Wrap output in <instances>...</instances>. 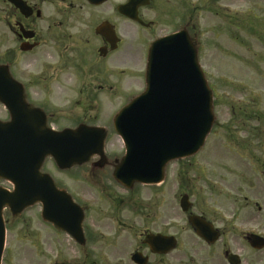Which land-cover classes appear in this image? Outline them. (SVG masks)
Returning <instances> with one entry per match:
<instances>
[{
    "label": "flooded vegetation",
    "instance_id": "af4514ba",
    "mask_svg": "<svg viewBox=\"0 0 264 264\" xmlns=\"http://www.w3.org/2000/svg\"><path fill=\"white\" fill-rule=\"evenodd\" d=\"M18 1L19 5L14 0H0V48L4 47L0 63L7 65L11 75L22 84L26 102L45 112L48 126L55 130L81 125L101 127L107 136L102 154L90 156L84 163L61 168L48 156L41 167V172L49 174L58 189L70 193L82 210V243L44 217L42 201L19 215L7 212V232L17 221L30 225L25 217L28 212L35 213L40 225L56 239L55 248L60 240L68 239L84 252L83 264H87L91 261V243L110 240L89 224L94 210L91 194L95 190L112 213L143 215L146 222L134 233L133 250L116 256L118 264H264V206L259 208L260 230L244 229L236 241L229 177L190 174L205 171L199 170L192 159L169 162L163 180L156 184L135 181L126 186L113 175L125 153L123 145L118 151L113 148L121 142L113 139L118 136L114 118L144 90L151 44L184 30L200 57L204 13L219 16L222 9L231 19V0L227 4L225 0ZM133 83L141 88L128 89ZM35 88L38 94L32 92ZM123 93L132 94L113 111L111 104H119L125 98ZM44 101L62 103L56 110L62 112L68 123L53 126L52 120L58 113L43 105ZM104 109L108 110L102 112ZM6 113L5 120L10 117L8 110ZM247 114L264 119L260 113ZM139 189L147 190V205L140 198ZM118 206H122L121 211ZM102 216L107 218V213L99 208V218ZM197 226L209 231L207 237L198 233ZM251 233L261 236L260 245ZM112 239L124 245L125 238L120 235ZM60 257L57 253L55 262Z\"/></svg>",
    "mask_w": 264,
    "mask_h": 264
},
{
    "label": "water",
    "instance_id": "95a60500",
    "mask_svg": "<svg viewBox=\"0 0 264 264\" xmlns=\"http://www.w3.org/2000/svg\"><path fill=\"white\" fill-rule=\"evenodd\" d=\"M0 100L11 112L9 121L0 120V178L14 185L13 190L0 186L1 264L5 207L18 214L42 201L45 218L80 240L82 210L69 193L56 187L49 174L41 172V167L47 156L67 168L102 154L107 133L104 128L86 125L62 131L47 128L44 113L28 106L22 86L3 65ZM214 121L213 92L188 34L178 32L157 40L150 49L145 91L115 117V129L126 146V154L114 170L116 179L126 186L135 181H161L169 161L201 148ZM200 231L207 235L205 229ZM253 238L260 245L261 239L257 235Z\"/></svg>",
    "mask_w": 264,
    "mask_h": 264
},
{
    "label": "rangeland",
    "instance_id": "374dc122",
    "mask_svg": "<svg viewBox=\"0 0 264 264\" xmlns=\"http://www.w3.org/2000/svg\"><path fill=\"white\" fill-rule=\"evenodd\" d=\"M227 3L228 0H225ZM225 14L226 11L224 13L222 9L219 16L204 13L202 22L200 61L213 88L216 122L203 148L193 159L197 165L206 167L205 174L224 175L231 179V219L237 241L244 229L260 230L262 213L258 205L264 206V142H258L264 141L261 132L264 119L247 114L252 111L264 117V0H231V19ZM3 50L4 47H1L0 55ZM138 88L141 87L133 83L128 89ZM33 91L38 94L37 88ZM131 94L123 93L125 98L119 104H111L113 111L124 105ZM43 105L58 113L52 120L53 126L68 123L62 112L56 110L62 103L44 101ZM6 112L0 103V118H6ZM116 138L121 141L113 146L118 151L123 142L119 136L113 139ZM190 174L200 172L192 171ZM0 185L11 187L8 181L2 179ZM138 194L147 205V190L139 189ZM91 197L94 209L89 220L91 228L105 234L110 240L120 235L125 241L124 245H121V241L118 244L110 240L104 244L92 242L89 262L118 264L116 256H125L133 250L131 243L134 233L143 228L146 222L143 215H131L127 211L112 213L107 202L95 190ZM99 208L107 213V218H99ZM118 208L121 211L122 206ZM7 212L5 210V215ZM26 216L30 225L17 221L9 228L2 264H56L57 261V264H83L84 252L72 241L63 238L55 248L53 243L57 242L56 239L46 231L48 228L40 225L38 215L28 212ZM57 253L61 257L55 262Z\"/></svg>",
    "mask_w": 264,
    "mask_h": 264
}]
</instances>
